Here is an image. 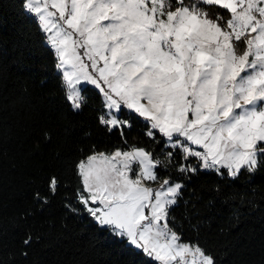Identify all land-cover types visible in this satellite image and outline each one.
<instances>
[{
  "label": "snow or ice",
  "instance_id": "snow-or-ice-1",
  "mask_svg": "<svg viewBox=\"0 0 264 264\" xmlns=\"http://www.w3.org/2000/svg\"><path fill=\"white\" fill-rule=\"evenodd\" d=\"M20 6L51 50L66 111L84 113L94 89L96 126L122 141L111 150L93 145L74 164L79 184L64 207L85 214L148 264H217L171 213L202 173L236 180L264 171V0H20ZM136 126L144 144L127 139ZM52 140L51 131L39 129V144ZM45 186L33 193L25 219L64 194L58 175ZM37 241L24 231L20 255L26 258Z\"/></svg>",
  "mask_w": 264,
  "mask_h": 264
},
{
  "label": "trees",
  "instance_id": "trees-1",
  "mask_svg": "<svg viewBox=\"0 0 264 264\" xmlns=\"http://www.w3.org/2000/svg\"><path fill=\"white\" fill-rule=\"evenodd\" d=\"M54 63L20 0H0V261L148 264L146 256L102 233L85 214L64 207L79 184L74 164L93 145L111 150L122 141L118 133L109 135L96 126L94 89L84 113L66 111ZM40 128L52 132L51 144L38 143ZM142 132L140 126L128 130L129 143L144 144ZM49 175L60 177L64 194L25 219L32 212L33 193L47 191ZM171 215L184 236L199 241L217 264H264V171L236 180L202 173L186 186ZM24 231L38 237L26 258L19 242Z\"/></svg>",
  "mask_w": 264,
  "mask_h": 264
}]
</instances>
